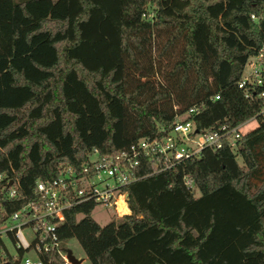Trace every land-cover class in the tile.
Returning <instances> with one entry per match:
<instances>
[{
	"label": "trees",
	"instance_id": "16d2710c",
	"mask_svg": "<svg viewBox=\"0 0 264 264\" xmlns=\"http://www.w3.org/2000/svg\"><path fill=\"white\" fill-rule=\"evenodd\" d=\"M263 41L264 0H0V187L17 193L5 212L91 148L114 153L175 116L198 131L252 117L237 147L126 185L127 214L99 225L92 202L65 209L59 235L88 264H264V107L235 86Z\"/></svg>",
	"mask_w": 264,
	"mask_h": 264
},
{
	"label": "built area",
	"instance_id": "2783aa9c",
	"mask_svg": "<svg viewBox=\"0 0 264 264\" xmlns=\"http://www.w3.org/2000/svg\"><path fill=\"white\" fill-rule=\"evenodd\" d=\"M250 18L252 16L250 15ZM235 86L244 98L260 99L264 107V41L256 51L248 55L241 67ZM213 99L217 96L212 95ZM194 107L185 111L192 113ZM249 118L234 126L219 124L210 130H196L190 120L175 116L166 125L156 126L151 135H143L127 147L114 153L101 154L96 148L89 149L77 168L64 165L51 179H37L32 188V198L11 213H6L2 202L16 198V182L5 179L0 187V239L13 236V252L7 253L17 264H48L39 253L55 252L62 264H71L66 258L59 227L63 223V212L74 204L92 202L109 208L115 217L117 203L126 204L124 187L134 180L169 169L179 161L196 157L202 148L214 150L225 144L229 148L238 146L239 137L247 132ZM146 171L138 173L141 167ZM4 178L0 174V181ZM188 185V181L185 180ZM29 234V239L23 235ZM4 244V243H3ZM5 246V245H4ZM21 249V255L17 250ZM4 252L0 250V258ZM81 263V262H80Z\"/></svg>",
	"mask_w": 264,
	"mask_h": 264
},
{
	"label": "rangeland",
	"instance_id": "374dc122",
	"mask_svg": "<svg viewBox=\"0 0 264 264\" xmlns=\"http://www.w3.org/2000/svg\"><path fill=\"white\" fill-rule=\"evenodd\" d=\"M147 12H148V13H147L148 16H150L151 13H152V9H151L150 7H148V8H147ZM162 64H163V63H162V61H161V62H160V65H162ZM154 77H156L158 80L160 79L158 75H157V76H154ZM250 123L252 124V125H251L252 128L256 125V123L253 122V121H251ZM251 127H249V128L247 129V131L250 130V129H252ZM236 162L239 163L238 158H236ZM252 189H253V187H251V190H252ZM195 194H196V193H195ZM128 213H129V212H128ZM126 214H127V213H126ZM79 216H80V215H78L77 217H79ZM90 216H91V217H92V218H93V219H94L99 225H103V224H105L106 222H108L111 218L115 217V215H113V214L111 213V210H110L109 208L103 207V206H101V205H99V204L94 205V207L92 208V210H91V212H90ZM23 235L25 236V238L29 239V234L27 233L26 230H23ZM3 243H4L5 247H6V249H7L10 253H12V252L14 251V250H13V247H12V244H11V242H10L8 239L4 238V239H3ZM65 250H69L70 253H71L74 257H76V258H78V259H81V263H80V264H88V262L86 261L84 255H83V252H82L81 248L79 247V245H78V243L76 242L75 239H73V238H69V239L66 240V242H65Z\"/></svg>",
	"mask_w": 264,
	"mask_h": 264
},
{
	"label": "water",
	"instance_id": "95a60500",
	"mask_svg": "<svg viewBox=\"0 0 264 264\" xmlns=\"http://www.w3.org/2000/svg\"><path fill=\"white\" fill-rule=\"evenodd\" d=\"M66 258L71 264H80L81 262V259L74 257L69 250H66Z\"/></svg>",
	"mask_w": 264,
	"mask_h": 264
},
{
	"label": "bare ground",
	"instance_id": "6f19581e",
	"mask_svg": "<svg viewBox=\"0 0 264 264\" xmlns=\"http://www.w3.org/2000/svg\"><path fill=\"white\" fill-rule=\"evenodd\" d=\"M117 210L119 212L118 215L128 213L127 208L125 207V205L121 201H118V203H117Z\"/></svg>",
	"mask_w": 264,
	"mask_h": 264
},
{
	"label": "crops",
	"instance_id": "0c3cea01",
	"mask_svg": "<svg viewBox=\"0 0 264 264\" xmlns=\"http://www.w3.org/2000/svg\"><path fill=\"white\" fill-rule=\"evenodd\" d=\"M251 125H252V124H251V123H249V124H248V127H251ZM251 128H252V127H251ZM127 210H128V208H127ZM128 212H129V210H128Z\"/></svg>",
	"mask_w": 264,
	"mask_h": 264
}]
</instances>
